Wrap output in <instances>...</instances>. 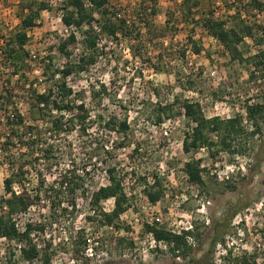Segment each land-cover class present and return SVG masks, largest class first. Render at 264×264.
<instances>
[{
    "label": "rangeland",
    "instance_id": "obj_1",
    "mask_svg": "<svg viewBox=\"0 0 264 264\" xmlns=\"http://www.w3.org/2000/svg\"><path fill=\"white\" fill-rule=\"evenodd\" d=\"M16 1L8 0L7 7H13ZM67 1L19 0L17 11L0 19V37L5 41L4 36L23 31L21 21L29 13V7L36 10L41 3L47 5L48 9L41 11L34 21V27L24 30L29 41L24 47L27 57L23 64H18L20 68L6 65L2 56L0 119L6 121L8 113L22 115L26 126L37 129L32 133L37 140L34 154H42L40 152L49 145L54 154L49 161L34 162L35 157L29 158V151L23 145L29 136L23 143L13 140L9 151H2L4 138L12 131L16 134L17 130L22 135L23 128L16 127L13 120L0 121V199L5 196L4 180L16 173L20 163L30 159L32 165L23 169L21 184H13L15 192L26 190L34 196L40 186L39 180L44 181L42 188L45 189L59 179L62 172L71 169L82 186V192L75 193L78 196L77 211L66 212L54 224L49 219L47 195L41 189L40 202L16 217L19 229L30 222L45 224L44 232L34 233L32 242L41 249L44 242L50 243L51 264H72L71 260L75 264H187L182 259H175L167 246L165 249L149 246L145 224L141 222H145L146 214L151 212L162 219L161 227L165 229L190 220L193 230L200 234L198 240L190 241L191 256L198 260L208 253L220 225L225 232L227 248L234 254H254L257 264H264V120L259 122L258 134L239 140L243 155L220 153L215 160L209 157L205 148L194 155L183 153L181 142L191 128L184 116L171 117L161 125L156 123V104L174 99L180 103L195 101L207 118L217 116L221 119L242 114L247 101L260 102L264 98L262 73L256 72L252 77L254 66L248 62L259 49L255 41L247 37L240 47L245 63L232 62L207 35L200 22L180 21L179 14L175 13L180 0H156L158 13L146 18L147 23L140 21L145 17L138 16L143 8L137 0H112L111 4L127 23L138 20L135 30L141 37L135 38L136 32L131 36L118 35L117 39L95 33L98 35L95 63L88 66L85 73L75 72L66 82L77 93L105 85L107 92L101 100L85 94L84 101L76 102L83 101L92 115L114 118L117 125L126 120L129 129L125 133L109 132L103 122L92 117L86 135L80 136L77 132L54 134L48 122L59 113L52 111L51 106L41 114L37 113L32 94L50 88L46 79L52 72L46 77L43 75V60L52 58L53 70L61 69L66 62L55 47L65 35L61 16L65 14L62 8ZM217 1L221 2L224 12L223 0H200L197 20H200L199 12L213 11ZM228 1H234L237 6L226 9L236 12L239 8L244 20L256 25L258 40L264 29V13L256 18L253 14L256 11L243 12L242 6L248 0ZM94 18L101 20L97 13ZM93 26L99 28L96 23ZM89 28L84 25L78 30L73 29L78 44L72 47V61L82 54L89 56L83 37V32ZM187 36H191L200 48L199 55L193 53ZM30 53L39 59L30 62ZM244 126L247 132L251 130L248 129L250 125ZM213 142H217L216 137ZM192 156L205 168L202 190L191 186L183 172V164ZM110 166L116 167L129 198L130 208L116 222L118 228L102 226L98 215L101 210L112 211V200L96 208L85 199L99 187L108 185L105 170ZM155 177L160 181L164 196L156 205H151L145 190L153 185ZM235 209H239L236 217L227 224ZM89 244L93 246L94 256L86 259L83 249ZM223 249L222 245L215 247L216 258ZM10 251L14 252L13 264H40L39 260L22 261L19 246L4 239L0 240V264H5Z\"/></svg>",
    "mask_w": 264,
    "mask_h": 264
},
{
    "label": "trees",
    "instance_id": "obj_2",
    "mask_svg": "<svg viewBox=\"0 0 264 264\" xmlns=\"http://www.w3.org/2000/svg\"><path fill=\"white\" fill-rule=\"evenodd\" d=\"M111 1L68 0L62 8L65 14L61 16V22L65 27L78 30L84 25L90 26L88 31L83 32L86 51H90V54L87 57L82 54L76 59L77 61L71 60L73 54L72 47L78 44L75 34L71 33L55 47L58 55L66 60L64 66L61 69L53 70L52 58H48V62L45 63L43 75L46 77L48 72H52L48 76L49 78L46 79L50 88L43 93L33 92L32 95L37 113L41 114L42 111L50 106L52 107V111L59 113L58 116L50 117L51 121L48 122L54 134L77 132L80 136L86 135L90 127L88 126L89 121L92 117L95 120L97 118L99 122H103V126L109 132L117 131L125 133L129 129L126 120L117 125L114 122V118H103L101 114L92 115L91 110L83 102V98L86 97L85 94H88L93 99L98 98V100H101L107 92L105 85L101 84L98 88L89 87L87 91L77 93L66 82L75 72L78 74L85 73L88 69L87 67L95 63L94 57H96L95 54L97 53L98 46L96 37L98 35L95 34L94 23L99 25V34L105 33L113 39H117L118 35L124 37L125 35L131 36L133 32H136L135 38L141 37L140 32L135 30L137 28L136 25H139L138 20L127 23L126 18L123 17L121 12L116 10L115 5L111 4ZM137 1L138 5L143 8L138 16L145 17L140 18V21L147 23L146 18L157 15L156 0ZM180 1L175 11L176 14H179L180 21L182 19H190L189 21L193 24L200 22L207 35L218 43L228 55L230 61L241 64L245 63L244 54L240 50V47L243 45L245 38L253 39L255 46L259 49L248 61L249 64L254 66V70L250 75L254 77L256 72H261L264 80V29L261 30L260 38L257 40L255 34L256 25L247 23L239 8H236V12L226 9L235 8L237 5L235 6L236 3L234 1L223 0V7L226 8L223 12L224 14H221L220 17L214 16V10L199 12L200 20H197L196 16V10L201 6L200 0ZM47 9V5L42 3L38 5L36 10L29 7V13L21 21L23 31L11 34L9 37L4 36L5 41L4 45L0 47V52L4 56L3 59L6 65L19 69L20 66L18 67V64L25 62L27 52H25L24 47L29 40L24 30L34 27V21L38 19L39 13ZM69 9L71 11H68ZM242 9L245 13H248L250 10L251 13L256 11V14H253L257 18V14L264 13V2L262 0H248L242 6ZM94 13H97L101 20L94 18ZM257 28L259 27L257 26ZM186 41L192 46V51L195 55L201 53L200 48L192 41L191 36H187ZM0 62L1 69L3 63L2 61ZM80 99L83 101L76 102ZM243 110L245 116L243 114H235L228 119H221L217 116L207 118L203 114L199 103L191 100H185L183 103H180L178 99H174L173 102L156 104V123L157 125H161L164 120H169L171 117L184 116L191 124V128L183 136L181 142L183 153L194 155L200 149L205 148L209 157L215 160L220 153H228L231 156L243 155L239 140L242 137L253 138L260 132L259 122L264 120V98L257 103L247 101ZM244 118L247 122L246 124L250 125L248 129L251 130L249 132H247L248 130L244 126ZM12 119L16 127L23 128V134H19V130H17L16 134L12 131L9 134L10 136L7 135L1 145L2 151H9V147L14 143L13 140L23 143V139L29 136L27 141L23 143L29 151L28 157H35L33 161L36 163L52 159L51 157L54 154L50 145L40 152L42 154H34L33 147L37 144V140L32 133L37 131V129L26 126L24 118L20 114L15 113ZM215 137L217 138L216 143L213 142V138ZM29 161L31 159L20 163L16 173L3 182L5 196L0 199V240L4 239L8 243H15L20 246L19 251L22 261L33 263L39 260L40 264H51V256L48 252L51 246L50 243H45L42 249H40L37 245L33 244L31 237L34 233L44 232L45 224L30 222L25 224L24 230L21 231L16 225L15 218L18 215L25 214L32 206L40 202V190L42 189L43 193L47 195L46 204L50 212V222L52 224L57 223L58 218L66 215V212L73 214L77 211L78 196L75 193L82 192V186L78 184L76 173L71 169L62 172L59 179H56L52 185L46 186L45 189L42 188L44 187V181L39 180L40 186L37 188L34 196L26 190L17 193L13 189V184H21V178L24 173L23 169L28 165H32V162ZM183 172L187 176L188 183L191 186H195L200 190L204 188L203 173L205 172V168H202L199 160H195L193 156L190 157V160L183 164ZM105 174L107 175L108 185L99 187L91 193L89 198L85 199L89 200L91 207L96 208H100L103 202L113 199L114 206L112 211L107 213L101 210L98 215L101 217L100 222L102 226L118 228L116 222L130 208L129 198L124 192L122 178L118 176L116 167H107ZM230 188L234 189V187ZM69 195L70 197L68 198ZM145 195L151 205H156L162 199L164 192L157 177L154 178L153 185L148 190H145ZM80 196L84 197L83 194ZM64 203L66 206L63 205ZM238 211L239 209L233 210L227 224H231ZM145 231L146 233H151L157 243L164 242L175 259H182L187 264H257L254 254L250 255L247 252L234 254L231 248H227L224 242L225 232L220 225L215 230L216 233L208 253L199 260L195 256H191L193 247L190 244L191 240H198L200 234L196 232L197 230L194 231L192 229L184 231L182 235H175L161 226L151 227L145 225ZM217 245H222L225 249H223L224 251L221 252L222 254L218 258H216L214 252ZM9 255L10 257L5 261V264H13L11 258L14 257V252L10 251Z\"/></svg>",
    "mask_w": 264,
    "mask_h": 264
},
{
    "label": "built area",
    "instance_id": "obj_3",
    "mask_svg": "<svg viewBox=\"0 0 264 264\" xmlns=\"http://www.w3.org/2000/svg\"><path fill=\"white\" fill-rule=\"evenodd\" d=\"M88 6V5H87ZM222 5H221V2L219 1H217L216 3H215V9H214V16L215 17H220L221 16V13L223 12L222 11ZM258 15V17H259V14H257ZM73 29L74 28H67V27H65L64 26V32H65V35H64V37H63V39L62 40H64L65 38H67L71 33H74L73 32ZM95 29V32L97 33V34H99L100 33V31H99V29L98 28H94ZM61 40V41H62ZM4 45V40H3V38H1L0 37V47H2ZM59 45V43L57 44V46ZM36 59L38 60L39 58H36V56L33 54V53H30L29 54V58H28V60L30 61V62H35L36 61ZM0 61H2V55H1V52H0ZM46 62H48V60H43L42 62H41V66L44 68L45 67V63ZM1 63V62H0ZM212 76H214V73H212ZM43 92H45V91H43ZM42 92V93H43ZM37 93V92H36ZM41 93V92H40ZM242 114L245 116V113H244V110H242ZM13 115L14 114H12V113H8V117L7 116H5V117H7L6 119V121L4 120V118H2V119H0V121L3 123V122H7V121H12L13 119H12V117H13ZM244 123L246 124L247 122H246V120H245V118H244ZM226 179H228V178H226ZM110 200H112L113 201V206H114V200L113 199H110ZM89 201V200H88ZM109 201V200H108ZM21 215H24V214H21ZM18 216H20V215H18ZM17 217V216H16ZM15 221H16V218H15ZM142 224H145V225H148V226H161V225H163V221H162V219L159 217V216H156V215H154L153 213H151V212H149L148 214H146V221L145 222H141ZM16 225H17V227L19 228V226H18V224H17V222H16ZM132 229H134V228H132ZM193 229V225H192V223L190 222V220L189 221H187V222H185L184 224H182V221H180L179 223H177V224H174L173 226H172V228H169V229H167L170 233H172V234H175V235H182V233L184 232V231H188V230H192ZM20 230V229H19ZM24 230V228L21 230V231H23ZM34 236V234L31 236V237H33ZM146 238L149 240V242H148V244H150L149 246L150 247H158V248H162V249H165L166 248V244L164 243V242H156L155 240H154V238H153V236H152V234L151 233H147V235H146ZM44 244H45V242H44ZM38 248H40L41 249V247L40 246H37ZM43 247V246H42ZM19 248H20V246H19ZM83 256L84 257H86V259L87 258H93V256H94V250H93V246L91 245V244H89L87 247H85V249H83ZM72 262V264H75L74 263V261L73 260H71Z\"/></svg>",
    "mask_w": 264,
    "mask_h": 264
},
{
    "label": "crops",
    "instance_id": "obj_4",
    "mask_svg": "<svg viewBox=\"0 0 264 264\" xmlns=\"http://www.w3.org/2000/svg\"><path fill=\"white\" fill-rule=\"evenodd\" d=\"M6 3H8V0H0V19L1 18L3 19L6 15H8L11 12L17 11V7H18L19 0L16 1V2H14L15 4H14L13 7L12 6L7 7V4Z\"/></svg>",
    "mask_w": 264,
    "mask_h": 264
}]
</instances>
